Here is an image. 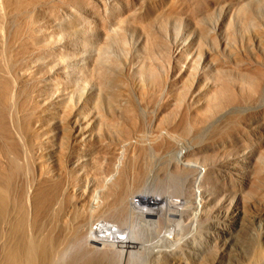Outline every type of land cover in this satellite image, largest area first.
Wrapping results in <instances>:
<instances>
[{"label": "bare ground", "instance_id": "obj_1", "mask_svg": "<svg viewBox=\"0 0 264 264\" xmlns=\"http://www.w3.org/2000/svg\"><path fill=\"white\" fill-rule=\"evenodd\" d=\"M230 1L184 44L162 34L177 0H112L108 26L144 35L135 68L121 29L80 26L93 13L106 29L98 0L46 33L45 1L0 0V264H264V7L229 24ZM77 42L89 88L51 75ZM180 42L201 74L174 62Z\"/></svg>", "mask_w": 264, "mask_h": 264}, {"label": "rangeland", "instance_id": "obj_2", "mask_svg": "<svg viewBox=\"0 0 264 264\" xmlns=\"http://www.w3.org/2000/svg\"><path fill=\"white\" fill-rule=\"evenodd\" d=\"M43 1H45V3L43 5H41V6H43L42 9L40 10V8H39V11H37L35 13H36V16H37L39 22L44 25L43 28H45V33L51 32L53 30L56 31L58 29V25H60V22L63 21V17L66 15L63 8L66 9V7L74 6L75 8L82 9L84 11H92L93 12V1L94 0L78 1V3L76 5H71L69 3V1H67V0H63L62 3H60L59 0H43ZM98 1L101 4V7L99 8L100 19H102L100 24H103V26H107L106 29H103L101 26L99 27L98 23L96 24L94 22L93 13L89 14V15H85V18L79 24L83 29L87 30L88 33L99 34V36L101 38H104L107 36L106 32H107V34H109V33L113 34L116 31H119L118 29H121V28L118 25H116V26L112 25L110 27L108 26L109 18H108L107 7H109V5L112 3V0H98ZM224 1L227 2L229 0H224ZM231 1L234 3L230 4V5H232V4L233 5L231 6L230 10L228 11V13L226 15V22H229V24H232L235 21V19L238 18V15L241 13V10L243 11L244 9H247L249 7L250 1L255 2L260 7H264V0H255V1L254 0H236V1L231 0ZM237 1H238V3H237ZM126 2H128V0H118V2H116V7L118 9H121V10L123 8V10L125 11L126 10V7H125ZM222 2H223V0H177V4H176V8H175V14L173 17H171V20L169 22L168 21L166 22L167 25H166V28L162 34H164V35L167 34V36H169V38H173L176 40L178 38L179 39L184 38V40L186 41L184 44H186L191 37L193 38L196 36V32L194 31V26L192 23V21H194V20H192V19H194V18L198 19L199 17L204 15L205 11H206L204 6L206 5L209 7L208 8L209 9L208 10V16L211 19V21H214V22L220 21V19L222 18V13L220 12L219 8H220V5L223 4ZM123 13H125L124 15H126V17H128L127 14L129 12H123ZM120 15L122 16L121 13H120ZM124 26H125V29H121V30L126 35L127 41H130L132 50L134 51L133 66L139 67V65L141 66V61L139 62L141 57L138 55H139V51L143 49V42H144V38L142 39L143 34L139 33L138 31L131 29L130 25H128V26L124 25ZM62 34L63 33H61V35ZM66 36H67V34H66ZM66 36H64L65 41H69V39H71V38H65ZM143 37H144V35H143ZM188 37H189V39H188ZM181 44L182 43L180 42V45H178V47L173 52V59L175 60L174 62H178V64L182 68L187 67L188 64H189L188 65L189 68H191V65H193L194 69L191 68V70H195L199 74H201L205 69H207V68H204V69L201 68L202 59L199 62H195L194 60H192L190 58V56H186L187 59H185V61H184L183 60L184 48H183V44L182 45ZM52 48L63 50L62 41L54 44ZM73 50H75L74 53H72L70 55L68 54L67 56H63V57H60V59H58L59 68H53L51 70V75H53L56 78L59 77V79H64L68 75L69 69L73 68L77 72V77H78L77 79H78V82L80 83V85L81 86L83 85L86 88H89L91 82L86 77V69H87L86 66H87L88 58H90V56L93 54V50L91 51V48H88V47L80 44L79 42H77L73 46ZM182 53H183V55H182ZM107 55H108V52H107ZM114 55H116L118 57V53H114ZM182 61H184V62H182ZM86 80H88V81H86ZM257 136L258 137H256V140H260L261 135H257ZM83 156L84 155L79 154V155H77V157L74 156L71 159L77 160V161H82V160H84ZM121 156L123 158L125 157V155H123V154H121L120 157ZM122 157L119 158L118 162H117V165L119 167L117 169H119V170L122 169V167H123L122 165H125L124 163L126 162L125 161L126 158L123 159ZM137 161L135 160V162L132 163L133 164L132 168L135 167V169H137V170L135 171V169H133V171L135 173L130 172L129 174H131V175L130 176L128 175L129 176L128 179H130V177H131V179H133L132 180L133 182H134V176L132 174L134 173V175H135L136 172L138 171V168L140 167V164L136 163ZM119 163H120V165L121 164L122 165L120 166ZM78 172H80V170H78ZM90 175L93 177V170L91 171ZM111 177L113 179L114 176H111ZM107 180H108V178H107ZM109 180L111 181V179H109ZM130 180H128L129 184L132 182V181L130 182ZM110 181L108 182L105 180L106 183L107 182L110 183ZM133 182H132V184H133ZM143 188H144L143 186L140 187L141 190H139V192H142ZM155 188H156V184H154L151 181H148L145 184V188L143 189V193H142L143 195L141 194V196L143 197V196H145V193H149L150 191H154ZM93 189H94L93 191H95V189H96L95 193H93V196L95 195L93 197V202H96V200L98 202L100 199V197H99V195H100L99 190L100 189H99V187L97 189L95 185L93 186ZM96 195H98L99 199L97 197L95 200ZM138 195L140 196V193ZM147 196L148 195L145 196V200L147 202H149L150 199H149V197L147 198ZM142 200L144 201V197ZM96 218H97L96 216H95V218L93 216V223H94ZM147 219H144V221H145L144 222V228L149 230L150 229V222ZM135 222H138V220ZM256 229H258V226H256ZM238 234H240V232H238ZM261 237H262V235H260L258 237V239H259L258 243L260 245L259 250L260 249L262 250L261 244H260L262 241ZM234 239L236 240V235L234 236Z\"/></svg>", "mask_w": 264, "mask_h": 264}]
</instances>
